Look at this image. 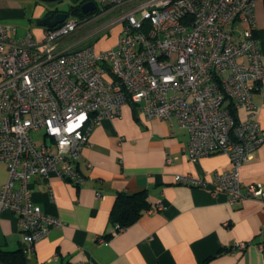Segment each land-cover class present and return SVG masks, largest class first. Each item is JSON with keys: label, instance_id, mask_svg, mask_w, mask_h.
<instances>
[{"label": "built area", "instance_id": "obj_1", "mask_svg": "<svg viewBox=\"0 0 264 264\" xmlns=\"http://www.w3.org/2000/svg\"><path fill=\"white\" fill-rule=\"evenodd\" d=\"M256 1L98 0L99 13L121 8L98 32L122 22L116 45L99 51L92 41L57 45L89 19L67 16L45 26L39 40L29 31L18 37L14 24H0V162L8 170L0 206L15 214L28 251L62 225L33 201L32 178L55 172L83 185L86 177L76 162L92 128L120 115L127 103L147 119L184 129L190 160L227 155L232 169L216 174L211 191L224 193L229 203L258 199L264 210V185L243 186L239 175L264 142L252 99L264 79ZM232 107L245 114H234ZM40 130L43 141L37 143L34 133ZM175 179L207 185L192 174ZM246 245L237 241L232 247L242 251Z\"/></svg>", "mask_w": 264, "mask_h": 264}, {"label": "crops", "instance_id": "obj_2", "mask_svg": "<svg viewBox=\"0 0 264 264\" xmlns=\"http://www.w3.org/2000/svg\"><path fill=\"white\" fill-rule=\"evenodd\" d=\"M60 1L66 0H0V24H14L18 37L29 31L39 40L45 29L39 20L52 15ZM108 20L84 34L65 35L58 48L92 41L97 51L103 50L97 39L106 33L98 30ZM255 20L264 61V0L255 2ZM119 33L107 48L116 45ZM252 99L264 130V79L257 82ZM235 113L245 114L242 109ZM187 143V132L174 122L147 119L137 106L124 104L120 115L94 125L82 147L76 165L86 177L83 185L55 172L32 178L33 201L62 220L35 241L33 251L26 249L15 214L0 206V252L9 255V260L0 258V264H264V246H258L264 244L261 202L246 198L229 203L224 193L214 194L211 181L231 170V161L222 153L192 161ZM186 174L203 177L207 185L175 179ZM239 175L243 186L264 185V142L241 164ZM7 177V166L0 162V186ZM143 189L150 208L116 230L109 213L117 193ZM237 241L247 243L242 251L233 250Z\"/></svg>", "mask_w": 264, "mask_h": 264}, {"label": "trees", "instance_id": "obj_3", "mask_svg": "<svg viewBox=\"0 0 264 264\" xmlns=\"http://www.w3.org/2000/svg\"><path fill=\"white\" fill-rule=\"evenodd\" d=\"M76 1L77 2L69 9L65 10L68 15L73 13L78 15L81 20H85L89 19L100 11L99 9H96L88 13H82L80 10L81 0ZM57 11L59 10H54L52 15ZM39 23H41V20H39ZM229 104L232 106L231 102H229ZM232 111L235 114V108L232 107ZM148 208H150V201L148 199V191L146 189L132 193L119 191L109 213L110 225H113L116 230L125 228L128 225L134 223ZM0 258L9 260V255H7V253L0 252ZM206 261L207 260L199 264H206Z\"/></svg>", "mask_w": 264, "mask_h": 264}, {"label": "rangeland", "instance_id": "obj_4", "mask_svg": "<svg viewBox=\"0 0 264 264\" xmlns=\"http://www.w3.org/2000/svg\"><path fill=\"white\" fill-rule=\"evenodd\" d=\"M96 3L98 0H94ZM77 1L76 0H66L65 2H57L55 5L56 9L60 10V11H65L67 9H69L73 4H75ZM98 7L100 8V4L98 3ZM121 8H114L112 10H109L106 13H103V16L98 17V18H89V21H87L86 23H83V25L78 26V28L76 30H74L72 32L73 33H80L84 34L86 30L94 27L95 25H101V23L103 21H106L107 19L108 22L111 21L112 19H114L120 12ZM102 12H100L99 14H101ZM98 15H96L97 17ZM68 17H72V18H76V19H80V17L76 14H69ZM107 22V23H108ZM122 27V22H117L111 26H109L108 28L104 29L102 31V33H106L104 34L105 36L100 37L97 39V47H101L102 49H107L108 46H110L111 44H113L118 36L119 31L121 30ZM109 33V34H107ZM34 138L36 140L37 143H41L43 141V131H39V132H35L34 133Z\"/></svg>", "mask_w": 264, "mask_h": 264}, {"label": "water", "instance_id": "obj_5", "mask_svg": "<svg viewBox=\"0 0 264 264\" xmlns=\"http://www.w3.org/2000/svg\"><path fill=\"white\" fill-rule=\"evenodd\" d=\"M97 8V4L94 0H87L80 4V10L82 13H88L94 11ZM68 14L66 11H57L53 15H46L41 19V23L47 27H54L57 24L63 22L67 18Z\"/></svg>", "mask_w": 264, "mask_h": 264}, {"label": "flooded vegetation", "instance_id": "obj_6", "mask_svg": "<svg viewBox=\"0 0 264 264\" xmlns=\"http://www.w3.org/2000/svg\"><path fill=\"white\" fill-rule=\"evenodd\" d=\"M85 1H87V0H81L80 4H82V3L85 2Z\"/></svg>", "mask_w": 264, "mask_h": 264}]
</instances>
